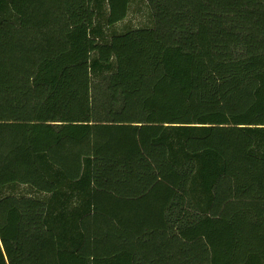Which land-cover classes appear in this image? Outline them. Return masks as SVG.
Segmentation results:
<instances>
[{
  "label": "trees",
  "instance_id": "obj_1",
  "mask_svg": "<svg viewBox=\"0 0 264 264\" xmlns=\"http://www.w3.org/2000/svg\"><path fill=\"white\" fill-rule=\"evenodd\" d=\"M0 264H264V0H0Z\"/></svg>",
  "mask_w": 264,
  "mask_h": 264
},
{
  "label": "rangeland",
  "instance_id": "obj_2",
  "mask_svg": "<svg viewBox=\"0 0 264 264\" xmlns=\"http://www.w3.org/2000/svg\"><path fill=\"white\" fill-rule=\"evenodd\" d=\"M129 17H131V18H133V20L137 21V20L142 18V15H140L139 12L138 13L136 12V13L130 14Z\"/></svg>",
  "mask_w": 264,
  "mask_h": 264
}]
</instances>
